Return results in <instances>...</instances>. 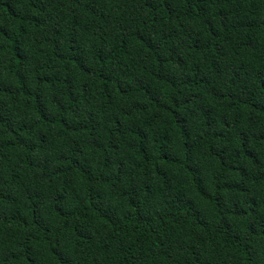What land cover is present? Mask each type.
Instances as JSON below:
<instances>
[{"label":"trees","instance_id":"trees-1","mask_svg":"<svg viewBox=\"0 0 264 264\" xmlns=\"http://www.w3.org/2000/svg\"><path fill=\"white\" fill-rule=\"evenodd\" d=\"M0 264H264V0H0Z\"/></svg>","mask_w":264,"mask_h":264}]
</instances>
